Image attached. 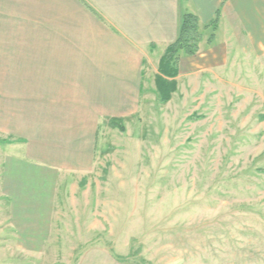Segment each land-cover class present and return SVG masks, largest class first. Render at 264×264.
Listing matches in <instances>:
<instances>
[{"label": "rangeland", "instance_id": "374dc122", "mask_svg": "<svg viewBox=\"0 0 264 264\" xmlns=\"http://www.w3.org/2000/svg\"><path fill=\"white\" fill-rule=\"evenodd\" d=\"M159 56L124 131L102 121L92 168L57 174L46 219L14 225L0 152V264H264V54L182 55L166 103Z\"/></svg>", "mask_w": 264, "mask_h": 264}, {"label": "crops", "instance_id": "0c3cea01", "mask_svg": "<svg viewBox=\"0 0 264 264\" xmlns=\"http://www.w3.org/2000/svg\"><path fill=\"white\" fill-rule=\"evenodd\" d=\"M186 13L201 28L218 16L198 56L264 54V0H0L1 181L16 227L51 215L58 173L92 168L102 121L137 113L144 64Z\"/></svg>", "mask_w": 264, "mask_h": 264}, {"label": "trees", "instance_id": "16d2710c", "mask_svg": "<svg viewBox=\"0 0 264 264\" xmlns=\"http://www.w3.org/2000/svg\"><path fill=\"white\" fill-rule=\"evenodd\" d=\"M217 17L210 23L213 32L217 27ZM205 27L208 28L209 25ZM202 37L203 35L200 31L198 18L193 14H184L179 24L176 40L168 45L160 58L158 73L155 76L156 90L163 103L168 102L171 98V94L176 90L177 84L175 78L179 73L178 62L181 55L195 57L198 53ZM213 38L214 34L212 33L209 37V42H211ZM110 126L118 128L121 132L124 131L121 119H111Z\"/></svg>", "mask_w": 264, "mask_h": 264}]
</instances>
